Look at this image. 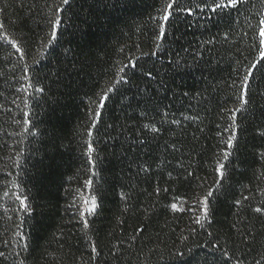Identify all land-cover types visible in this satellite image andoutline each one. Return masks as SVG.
Here are the masks:
<instances>
[{
  "label": "trees",
  "instance_id": "16d2710c",
  "mask_svg": "<svg viewBox=\"0 0 264 264\" xmlns=\"http://www.w3.org/2000/svg\"><path fill=\"white\" fill-rule=\"evenodd\" d=\"M52 2L0 0V23L8 26L11 37L27 38L29 48L35 49L27 63L46 82L45 66H51L55 60L48 55L39 56V48L48 31L43 17ZM104 3L110 0H103L94 9V15L101 21L107 17V25L90 24L87 34L73 41L75 63L80 71L64 81L66 86L53 87L48 96L28 99V108L23 100L33 90L22 91L13 79V74L21 75L13 69L18 63L13 50L8 46L0 50V252L6 253L0 264H20L21 260L24 264H183L176 256L178 251H185L186 244L203 245L209 240H218L230 254L235 252V256L241 257V264H255L264 256V215L252 211L264 203V158L260 155L264 153V135L260 134L264 132V95L257 94L258 89L264 91V69L254 71L249 110L237 113L239 141L226 162L228 174L219 190L215 188L214 168L224 147L217 133L228 123L223 110L239 106L235 90L230 87L236 77L232 69L237 60L247 64L253 59L249 45L255 41V34L248 29L245 15L251 24H257L259 15L264 13V0H249L240 12L233 11L232 16L238 21L230 28L219 18L215 26L205 27L206 22L198 16L186 17L179 23L175 36L169 28L170 53H178L190 66L182 78V90L190 95L163 101L168 106L163 123L162 116L155 112L137 121L134 114L126 116L109 104L104 122L127 125L120 140L125 136L135 139L139 134L148 143L135 153L128 152L132 161H118L113 155L120 150L119 141L115 147L111 142L96 145L92 194L101 197V206L96 215L87 217L86 228L68 205L72 190L82 188L88 178L81 133L87 123L89 98L94 88L112 77L114 64L126 62L127 55L148 52L153 46L148 16L153 13L156 0H136L123 13L104 8ZM79 7L77 0L73 11ZM245 31L248 35L243 36ZM225 32L230 33L227 39ZM121 47L124 53L119 52ZM34 59L43 63L33 65ZM24 111L30 113L33 135H19L23 131ZM16 120L21 124H16ZM171 120L180 123L171 124ZM150 122L160 128L159 134L141 132L140 126ZM99 128V133H94L97 138L105 131L103 124ZM16 153H20L19 157ZM137 164H147L150 171L140 172ZM189 171L194 175L187 177ZM12 181L33 197V212L23 225L27 249L17 247L14 238L16 215L5 212L12 205L2 194L11 188ZM210 190V213L201 227L194 224L199 215L197 200ZM245 196L251 199L245 201ZM236 200H241V206L234 204ZM181 201L184 211L171 210V203ZM240 229L250 230L254 242L241 243ZM182 235L188 236V240L182 242ZM90 241L95 243L98 255L91 252Z\"/></svg>",
  "mask_w": 264,
  "mask_h": 264
},
{
  "label": "snow or ice",
  "instance_id": "6c2138e0",
  "mask_svg": "<svg viewBox=\"0 0 264 264\" xmlns=\"http://www.w3.org/2000/svg\"><path fill=\"white\" fill-rule=\"evenodd\" d=\"M77 0H53L48 13L43 17L45 26L48 31L40 42L39 56L48 55L55 63L51 66L46 65L44 76L47 79L41 78L40 72L33 66L27 63V59L31 54L26 37L20 36L13 38L8 32V26L0 23V50L5 46L13 50V55L16 56L18 63L13 65L14 70H19L21 75L16 77L13 74V79L21 87V90L28 92L32 89L33 92L28 98L23 100L25 108L29 107L28 99H35L37 96H48L53 87L61 88L66 86L64 81L69 79L73 73L80 71V67L76 60V47L73 46V41L78 38L82 39L87 34V27L90 24L103 23L107 25V17L103 21L94 15V9L99 7L103 0H93V3H88V0H78L80 7L77 11H73L76 7ZM249 0H156V6L153 8V13L148 16V21L152 24V47L148 52L141 51L139 56L127 55L124 61H118L112 67V77L108 82L99 88H94L92 96L89 98L90 103L87 108L86 117L87 123L81 133V151L86 158L88 178L83 181L82 188L73 189V198L69 203L68 208L72 209V214L78 216L84 227H88V216H94L98 213L101 206V197L93 195L94 177L96 159L93 154L97 152L96 145L103 142L107 145L109 142L112 146H116V142H120V150L114 152L113 155L118 161L128 159L132 161V157L128 152L135 153L138 148H143L147 143V138H141L139 134L135 139L130 136H125L123 140L120 137L125 134L126 124L119 122L105 123L103 116L109 111V104L126 116L134 114L136 120H145L148 114L155 112L162 116L161 123L167 118V105L163 104L165 99H175L177 97H189L188 91L182 90V78L186 74V68L190 67L187 61H184L179 54L170 53L168 45L169 28L173 29L172 35L175 36V30L179 23L184 22L186 17L198 16L203 19L205 27L215 26L217 18L224 21L229 28L238 21V18L232 16L233 11L240 12L241 7L247 4ZM136 0H110V3H104V8H110L112 12L123 13L129 10ZM247 27L255 34V41L249 45V54L253 55V59L247 64L237 60L236 66L232 71L236 73V77L232 79L230 87L234 89V95L238 102V107L227 108L223 111L227 114V126L222 132L217 135L221 137V143L224 145L219 153V159L215 161V173L217 180L215 188L217 190L223 188V180L227 176L226 162L232 156L239 141L240 125L237 123V113L249 110L252 104V80L255 79L254 71L264 69V13L259 15L257 24L253 25L248 21L245 15ZM139 30V29H138ZM230 35L225 32V39ZM243 36L248 35L245 31ZM179 39V37H177ZM65 40L66 45L65 46ZM208 41L207 43H210ZM79 45H77L78 47ZM136 47H139L137 45ZM59 50V51H57ZM124 47L119 49L120 53H124ZM185 52L188 48L184 49ZM22 62V63H20ZM43 63L42 60H33V65ZM243 66V71L241 70ZM264 78V75H262ZM178 80L180 82H178ZM70 83V80H69ZM257 94L264 95V91L258 89ZM199 95V94H197ZM19 99V97H17ZM15 100L13 103L15 104ZM132 119V117H128ZM20 125L21 121H14ZM171 124H179L178 120L169 121ZM103 124L105 129L103 136L94 135L99 133V126ZM34 127L30 119L28 111L23 112L22 127L23 131L19 135H33L31 127ZM136 126L135 122L132 125ZM141 132L147 130L153 134H159L160 128L155 122L143 123L140 126ZM115 132V136H113ZM264 135V132L260 133ZM83 137H86L84 139ZM175 145L172 148L175 149ZM127 148V151L125 150ZM20 153H16L19 157ZM264 158V153L260 154ZM98 158V157H97ZM16 166H19L18 160ZM183 167V165H181ZM140 172L148 173L150 167L147 164H137ZM194 175L193 172H187V177ZM171 176V173H169ZM186 177V178H187ZM8 186L5 182L4 187ZM167 191V189H164ZM157 193L160 191L156 189ZM3 197L8 198L12 207L5 209V212L12 211L17 221L14 224V238L17 247L27 249L28 244L25 241L23 225L26 217H30L33 212L32 200L33 197L20 190V185L15 181L11 182V188L3 192ZM124 199H128L126 195L121 194ZM213 196V191H208L203 199L197 200L199 215L194 219V224L203 227L205 220L210 213L209 197ZM179 200V198H177ZM245 201L251 199L250 196L242 198ZM183 201L180 203L173 202L170 205L173 211H184L182 207ZM234 204L241 206V200L234 201ZM257 214L264 215V203L252 209ZM10 219V218H9ZM235 228L236 225H233ZM143 229H137V232H142ZM192 233L195 232L193 228ZM242 233L241 243L251 244L255 240V236L250 230L240 229ZM212 237L211 232L208 233ZM135 235L133 239H135ZM181 240L187 241L188 236H181ZM91 243V252L98 255V249L95 243ZM15 255H18L14 253ZM6 256L5 252H0V258ZM183 264H228L229 261H234V264H241V257L235 256V252L229 253V250L224 248L218 240L213 242L209 240L207 243L200 245L188 246L185 245V251L176 253ZM224 257V259H221ZM20 264H24L21 260ZM255 264H264V256L260 260L255 261Z\"/></svg>",
  "mask_w": 264,
  "mask_h": 264
}]
</instances>
